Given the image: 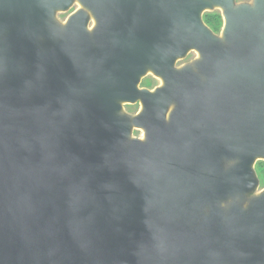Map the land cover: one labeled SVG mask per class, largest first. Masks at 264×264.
<instances>
[{"label":"water","instance_id":"water-1","mask_svg":"<svg viewBox=\"0 0 264 264\" xmlns=\"http://www.w3.org/2000/svg\"><path fill=\"white\" fill-rule=\"evenodd\" d=\"M260 160L264 0H0V264H264Z\"/></svg>","mask_w":264,"mask_h":264},{"label":"rangeland","instance_id":"rangeland-1","mask_svg":"<svg viewBox=\"0 0 264 264\" xmlns=\"http://www.w3.org/2000/svg\"><path fill=\"white\" fill-rule=\"evenodd\" d=\"M254 0H235V4H252ZM79 5L77 4L76 6H72L69 10H67L66 12H59L56 14V20L58 23L63 24L64 21L66 20V18L71 15L76 9H78ZM90 27V29L93 27V20H91L88 23V27ZM199 59V54L195 51V50H190L184 57L178 59L176 61L175 66L177 68H181L184 66H188V65H193V63ZM152 77L154 78L155 81H157L160 84V79L153 76L150 72H148L143 78L145 77ZM144 82V81H143ZM135 110V106L133 104H123V111L126 114L129 115H133V111ZM143 134L142 130H133L132 132V136L134 137H138L139 135ZM263 190V188L258 187V189H256V191L254 192V194H257L259 192H261ZM247 200H245L244 204L246 203Z\"/></svg>","mask_w":264,"mask_h":264},{"label":"trees","instance_id":"trees-1","mask_svg":"<svg viewBox=\"0 0 264 264\" xmlns=\"http://www.w3.org/2000/svg\"><path fill=\"white\" fill-rule=\"evenodd\" d=\"M202 20L210 30L217 34L222 27V16L217 11L205 12L202 16ZM256 173L260 178V186L264 187V161H257L255 167Z\"/></svg>","mask_w":264,"mask_h":264},{"label":"flooded vegetation","instance_id":"flooded-vegetation-1","mask_svg":"<svg viewBox=\"0 0 264 264\" xmlns=\"http://www.w3.org/2000/svg\"><path fill=\"white\" fill-rule=\"evenodd\" d=\"M76 5H77L76 3L73 4V6H76ZM213 11H217V12H219L221 14V11L218 10V9H215ZM210 12H212V11H210ZM221 16H222V14H221ZM90 27L91 26H89L88 28H90ZM222 27H223V19H222ZM222 27H221L220 31L216 35H221V33H222ZM160 83H161V80H160ZM158 85H159V83L157 81H155L154 78H152V77L149 76V77L142 78L141 81H140V83H139V85H138V87H139V89H143V88L144 89H155ZM133 105L135 106V110L133 111V114H136L140 110V107H141L140 106V102H137V103H135ZM141 136H142V134L139 135L138 137H141ZM256 164H257V162L255 163L254 168L256 167ZM258 179H260V178L258 177ZM259 187L260 188H264L263 186H260V180H259Z\"/></svg>","mask_w":264,"mask_h":264},{"label":"bare ground","instance_id":"bare-ground-1","mask_svg":"<svg viewBox=\"0 0 264 264\" xmlns=\"http://www.w3.org/2000/svg\"><path fill=\"white\" fill-rule=\"evenodd\" d=\"M141 137H143V135Z\"/></svg>","mask_w":264,"mask_h":264}]
</instances>
